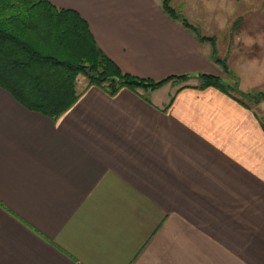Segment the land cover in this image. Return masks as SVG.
<instances>
[{"label": "crops", "instance_id": "crops-1", "mask_svg": "<svg viewBox=\"0 0 264 264\" xmlns=\"http://www.w3.org/2000/svg\"><path fill=\"white\" fill-rule=\"evenodd\" d=\"M50 1L76 10L123 71L190 76L149 98L81 75L55 118L0 86V264H264V101L197 77L264 92V0L181 4L203 33H221L215 44L228 32L232 76L162 0Z\"/></svg>", "mask_w": 264, "mask_h": 264}, {"label": "trees", "instance_id": "trees-1", "mask_svg": "<svg viewBox=\"0 0 264 264\" xmlns=\"http://www.w3.org/2000/svg\"><path fill=\"white\" fill-rule=\"evenodd\" d=\"M162 9L193 31L199 41H209L212 60L220 64L223 73L231 74L224 58L217 54L215 36L203 33L170 0H162ZM79 74L110 94L126 87L141 91L145 97L167 81L190 76L183 73L150 79L133 75L98 46L87 21L76 10L50 0H0V86L27 108L55 118L77 99ZM197 77L199 87L215 86L227 93L235 90L255 101L259 95L264 98V92H243L237 81L225 82L216 74L200 72Z\"/></svg>", "mask_w": 264, "mask_h": 264}, {"label": "rangeland", "instance_id": "rangeland-1", "mask_svg": "<svg viewBox=\"0 0 264 264\" xmlns=\"http://www.w3.org/2000/svg\"><path fill=\"white\" fill-rule=\"evenodd\" d=\"M183 1H186V0H171L170 1V4L173 6V7H175L177 10H179V11H182V10H184L183 9V7H182V2ZM243 11L244 12H246V10H245V8L244 7H238V12H239V14H241V13H243ZM245 17L244 16H240V18H238V20L236 21L237 22V24L238 25H234L233 26V29L235 28L236 30H239V28L241 27V26H244L245 25ZM247 21H248V19H247ZM245 30L243 29L242 30V32H244ZM213 34H215V36H217V37H219L220 38V36H221V33H218V32H213ZM221 39V38H220ZM218 40L217 42H216V50H217V54H218V56H220V57H222V58H224V60H225V62H226V64L228 65L229 64V59L227 58V49H225L224 47H226L229 43H230V40H231V37L228 35V32H227V35H226V37H225V41H224V44H223V42L221 41V40ZM224 45V46H223ZM235 52H233V54H234ZM229 58H230V56H229ZM231 62H232V57H231ZM232 63H234V62H232ZM233 67H234V65H233ZM253 73V72H252ZM252 73H249V72H247V73H243V72H241L239 75L241 76V78L244 80H249L250 79V77H251V74ZM235 74H237V73H235ZM236 75L237 76V80H239V75ZM82 74H79L77 77H79V76H81ZM254 75V74H253ZM231 76H232V74H231ZM81 77H83V76H81ZM231 83H234V82H231ZM237 83L239 84V82L237 81ZM78 86H80V84L78 85ZM254 88H256V87H254ZM169 89V88H168ZM241 89V88H240ZM164 90H166V88H163L161 91H164ZM232 92H234V94H236L238 97H240V98H242V100H245V101H247L248 103H250V105L252 106V107H257L256 105H258L261 101H264V98H262L260 95L258 96V98H257V101H255V99H250V98H248L247 96H245V95H242V94H240L239 92H237V91H235V90H232ZM253 93H255L256 94V92H253ZM147 96L150 98V91H148L147 93ZM257 110H258V113L259 114H261L262 115V118H264V111H261V109L259 108V106H258V108H257Z\"/></svg>", "mask_w": 264, "mask_h": 264}]
</instances>
